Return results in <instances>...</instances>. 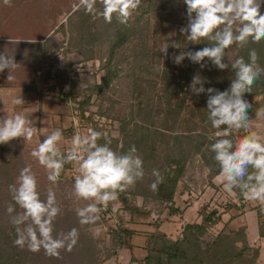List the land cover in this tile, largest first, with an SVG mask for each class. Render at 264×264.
Wrapping results in <instances>:
<instances>
[{
	"label": "rangeland",
	"instance_id": "374dc122",
	"mask_svg": "<svg viewBox=\"0 0 264 264\" xmlns=\"http://www.w3.org/2000/svg\"><path fill=\"white\" fill-rule=\"evenodd\" d=\"M75 2L12 0V5L6 6L0 0V52L7 48L19 64L12 81L6 78L7 69L0 73V88H4L3 91L9 88V93H13L11 99L1 101L0 118L28 113L35 129L30 141L17 138L10 144H0V228L7 227L0 231V244H8L11 249L10 254L9 249L2 251L6 259H2L0 264H91L90 257L78 251L77 243L71 252L61 250L59 257L48 256L43 249L32 252L26 246L21 248L11 243L15 240L13 233L16 229H11L14 225L10 222L7 208H14L11 215L23 210L12 200L9 185L17 183L20 170L26 166H31L36 176L42 200L46 199L49 189L56 192L61 211L53 222L54 235L73 228L77 229L78 236L86 229L92 232L99 246L96 262L92 264H147L145 257L153 245L152 234L161 229L173 237L178 236L184 223L202 220L201 210L206 203L223 213V219L209 227V233L215 235L224 227L229 232L232 226L244 228V225H249L245 232L252 245L261 244L259 260L264 263V237L258 233L254 209L260 203L246 200L242 205L234 189L226 188L219 174H212L213 167L218 165L208 161L212 156L208 148L205 153L207 135H212L213 129L207 119V96L193 95L188 88L193 76L200 74L207 80L205 87L224 90L229 87L233 73L231 69L219 70L210 62L201 69L199 64L187 58L181 65L174 64L171 59L173 53L178 54L181 50L204 47L203 41L192 44L179 31L187 23L183 0H141V5L127 24H121L115 18L106 23L102 17H94L83 10L73 12L71 6ZM149 3H159L162 9H150L146 5ZM100 7L97 4V8ZM142 10L145 14L141 13ZM133 23L140 29L119 47L113 65L117 75L110 86L103 93L93 92L87 102H82L91 92L88 88L100 82L105 73L102 65L109 55L112 41L116 39L117 29ZM78 26L82 27V32H78ZM10 37L21 40L11 44ZM165 44H169L167 57L160 52ZM174 44H179L182 49L174 48ZM143 51L149 61L157 63L154 72L142 69L141 64L135 66L134 54ZM256 51L258 63L264 67V42ZM247 52L246 45L233 44L225 50V62L227 58L235 60L239 56L247 61ZM73 84L75 92L71 93ZM18 96L23 97V105L11 103ZM251 103L249 133H257L264 139V116L256 115V109L264 108V90L256 92L253 89ZM139 104L143 110L134 111ZM55 129L62 130L60 145L65 151L71 146L75 134L87 135L90 130L106 133L111 139L110 146L117 153L126 152L125 146L145 136L143 141L150 146L148 153L153 154V167H163L176 149H186L188 153L174 198L181 211H171L170 202L152 199L147 191H150L149 186L144 192L134 195L124 192L123 196L128 199L126 203L119 193L107 207L99 205L101 210L95 223L81 225L76 209L89 202L72 194L78 165L66 164L59 181L53 185L47 179L46 169L31 156L32 149ZM244 134L240 130L234 136ZM190 137L195 139L192 146L187 143ZM198 139L202 143L199 149ZM103 141L101 139L98 143ZM140 184L148 186L146 180ZM232 203L238 207L230 209ZM230 216L232 220L228 228L225 223ZM122 226L133 232L127 236L121 231L118 242L115 230ZM245 232L241 231L240 235L244 237ZM123 239L130 244L123 243ZM247 252L252 253L251 249Z\"/></svg>",
	"mask_w": 264,
	"mask_h": 264
},
{
	"label": "clouds",
	"instance_id": "9594fccd",
	"mask_svg": "<svg viewBox=\"0 0 264 264\" xmlns=\"http://www.w3.org/2000/svg\"><path fill=\"white\" fill-rule=\"evenodd\" d=\"M186 5L187 23L180 33L192 44L206 40V46L198 50H181L173 53L174 64L181 65L185 58L203 69L208 62L219 70L231 69L229 87L224 90L205 87L206 78L200 74L193 76L188 88L193 95L206 94L207 119L214 133L208 148L214 154L213 159L219 167V175L228 189L237 188L245 200L257 201L264 206V139L257 133H249L251 127L249 111L253 104L246 98L252 93L256 80L264 75V67L258 63L255 48L248 51V60L239 56L235 60L227 58L225 50L233 44L245 46L249 41L259 43L264 40V0H183ZM11 6L12 0H3ZM97 4L101 5L97 8ZM141 5V0H76L72 11L83 10L94 17H102L106 23L115 18L121 24H127L133 13ZM21 39L10 37L9 43L17 44ZM27 40V39H26ZM34 43L35 40H28ZM174 48L182 49L179 44ZM169 44L162 46L160 52L166 57ZM207 58V60L205 59ZM19 67L14 56L7 48L0 52V73L7 69V80L15 79L13 72ZM13 105L25 103L22 96L12 99ZM257 116H264V108L256 109ZM34 121L28 113H16L0 118V144H8L14 139L32 140ZM243 130L244 135L234 136ZM61 129H55L46 135L42 142L31 151V156L47 171V179L55 185L66 164L78 165L74 177L72 194L84 200V206L76 209L81 225L98 219L101 208L107 207L118 198V194L144 178L143 160L133 145L127 152L117 153L112 149L111 139L106 133L90 130L87 135L75 134L71 146L62 150ZM103 139L105 143H98ZM155 178L150 184L157 191L164 177L158 169L152 170ZM12 200L23 211L15 215L9 206L10 222L16 228L14 244L29 251L44 250L48 256L59 257L61 250L71 252L78 240V231L54 235V220L61 209L57 203L56 192L49 189L46 199L40 198L37 179L31 166L20 170L17 183L9 185Z\"/></svg>",
	"mask_w": 264,
	"mask_h": 264
},
{
	"label": "trees",
	"instance_id": "16d2710c",
	"mask_svg": "<svg viewBox=\"0 0 264 264\" xmlns=\"http://www.w3.org/2000/svg\"><path fill=\"white\" fill-rule=\"evenodd\" d=\"M146 5L153 10L162 9L159 3L158 4L154 3L152 5H150L149 3ZM141 13L145 14L144 10H142ZM135 23L117 29L116 39L112 41L111 47L109 49V55L102 65L103 68L105 69V73L102 76L100 82H95L88 88L91 89V92L82 100V102H87L90 99L91 94L93 92L103 93L104 90H106L110 86L114 77L117 75L116 69L113 67V65L117 59V53L119 47H121L124 43H126L130 39V37L135 32H137L138 29H140V27L137 26ZM82 27L84 28V25H82ZM82 27L78 26L76 28L78 32H82ZM203 42H204L203 43L204 46H206L207 43H210L206 40ZM263 42L264 40L260 41L259 43H253L249 41V43L246 45L247 51H249V49L251 48L257 49L259 46H261V44H263ZM146 56L147 55L144 51L143 53L138 52L134 54L133 62L136 64L135 65L136 67L141 64L142 69L148 70L150 72H154L157 63L155 61L154 62L149 61L146 58ZM73 86L74 87H72L71 93L75 92V84H73ZM253 89L256 92L260 90H264V78L260 77L258 80H256V82L252 87V90ZM71 93H68V95ZM245 96L251 102L252 93H246ZM139 105L136 107V110L134 111L140 112L141 110H143L141 104ZM153 113L154 112H152L151 117L154 116ZM214 131H216V129H212L211 134H213ZM140 138L141 139H139V141H136L134 143L135 145L131 144L129 146H125L126 149L125 151L127 152L129 148L133 145L136 147L137 154L143 160V168L145 175L143 179L137 180L133 186L129 187L124 192H130V194L134 195L138 192H144L145 190H147V188L150 186V183H152V181L155 179L152 176V170L158 169L164 177V182L159 184L158 190L155 192L149 188L150 191L147 190L150 193L149 196L152 197V199L154 200L170 202L169 205V207H171L170 210L173 212H180L181 209L178 205H175L174 198L176 194L177 182L184 168L183 163L185 161L188 151L186 149L183 150L176 149L174 155L171 154L164 164L161 163L163 164V167H158V166L153 167L152 166L154 160L153 154L152 152L148 153V151H150L149 150L150 146L148 145L149 143L148 144L144 143L143 139L144 140L146 139L145 136ZM187 139H189L187 141V143L189 142L188 145L192 146L191 144H193V141H195V139L191 137ZM207 140L209 145L212 142L209 140V135H207ZM198 141L199 142L197 143V146L199 149V144L201 147L202 143H200V139H198ZM10 143L11 142H9V144ZM103 143H105V141H103L102 144ZM208 145L205 149V153L208 148ZM4 148H6L5 145ZM213 156L214 154L212 153V156L210 157V159H208V161L212 160L215 163L216 161L213 159ZM213 169L214 172H212V174L214 176L219 174V167H213ZM144 180H146L148 186H144V184H140ZM233 189L236 195L242 200V205L245 204L244 202L246 200L241 194V191L237 188H233ZM124 192H121L120 196L123 199V201L126 203V200L128 199L126 198L125 195L123 196ZM145 196L149 198L147 194H145ZM234 207H238V205L232 203L230 209H233ZM254 209L257 212L259 234L261 237H264V206H262L261 204L259 205L257 204L254 206ZM1 215L2 212L0 210V219H1ZM201 215H202L201 221H187L186 223H184L183 229L178 236L173 237L171 234L161 229L156 233H153L152 234L153 245L152 247H150L149 253L145 257V263L147 264H264L261 263L259 260L261 255V245L260 244L252 245L251 241L249 240L245 232V230H247V225L246 226L244 225V228L232 226L230 227L231 230L229 232H227L224 229L225 228L224 227L221 230H219L215 235H211L209 233L210 232L209 227L221 221L223 219V213L219 212L216 207H210L208 203H206L202 207ZM231 220L232 218L230 216V218L225 223L226 227H228L229 224L231 225ZM2 229H7V227L2 226L0 228V231H2ZM11 229H16V228L13 226V228L11 227ZM120 229L115 230L118 232V236H117L118 242L120 241L119 237L121 231H122L121 233L124 232L127 236H130L131 233L133 232V230L130 229L129 227L125 228L122 226ZM241 231L245 232L244 237L240 235ZM116 234L114 235L115 238L114 241H116ZM13 238L16 239V231L13 233ZM123 243L130 244L128 241L125 242V240ZM9 248L10 246L8 244H0V261L2 259H6V257L2 255V251L5 252L4 250H8ZM77 248L82 255L84 256L86 255L90 257L89 259H91V264L93 262H96V258H97L96 250H99V246L94 235L89 229L84 230V232L80 233V235L78 236ZM248 249H251L252 253L247 252ZM10 253H11V249L8 250V254ZM13 259H15V257H13Z\"/></svg>",
	"mask_w": 264,
	"mask_h": 264
},
{
	"label": "crops",
	"instance_id": "0c3cea01",
	"mask_svg": "<svg viewBox=\"0 0 264 264\" xmlns=\"http://www.w3.org/2000/svg\"><path fill=\"white\" fill-rule=\"evenodd\" d=\"M4 88H0V104L2 103L1 101L3 100H6V98H10V95L12 97V92L9 93V88H6V91H3ZM11 99V98H10ZM256 211V210H255ZM256 216H257V213H256ZM257 223H258V219H257ZM249 225H247V229H248ZM258 233H259V230H258ZM260 235V234H259ZM261 237V236H260ZM262 238V237H261ZM261 245V244H260ZM262 252V251H261Z\"/></svg>",
	"mask_w": 264,
	"mask_h": 264
}]
</instances>
